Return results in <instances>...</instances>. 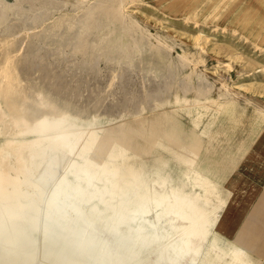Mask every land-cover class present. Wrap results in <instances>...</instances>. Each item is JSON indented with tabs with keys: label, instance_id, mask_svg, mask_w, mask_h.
Wrapping results in <instances>:
<instances>
[{
	"label": "bare ground",
	"instance_id": "1",
	"mask_svg": "<svg viewBox=\"0 0 264 264\" xmlns=\"http://www.w3.org/2000/svg\"><path fill=\"white\" fill-rule=\"evenodd\" d=\"M187 77L178 94L154 105H172L176 116L162 110L150 125L121 123L99 138L91 119L53 109L47 94L22 83L6 53L0 61V264H257L214 224L229 194L222 182L240 158L233 152L244 151L264 109L248 98L239 103L242 83L236 91L221 83L213 92L208 80L194 85ZM249 108L251 119L241 123L245 142L239 150H220L221 141L233 144L231 128ZM178 116L188 119L187 127ZM138 139V149L161 148L170 157L161 152L150 170L135 166L127 151ZM210 147L227 158L224 166L214 163ZM46 158L40 178L50 180L40 185Z\"/></svg>",
	"mask_w": 264,
	"mask_h": 264
},
{
	"label": "rangeland",
	"instance_id": "2",
	"mask_svg": "<svg viewBox=\"0 0 264 264\" xmlns=\"http://www.w3.org/2000/svg\"><path fill=\"white\" fill-rule=\"evenodd\" d=\"M6 53L22 83L47 94L53 109L67 107L91 119L99 138L121 123L150 125L162 110L175 115L172 105H154L178 94L187 75L194 85L208 80L213 92L221 83L231 91L242 83L239 103L248 98L263 107L264 0H0V61ZM180 118L187 127L188 119ZM141 143L127 151L128 161L150 170L162 151L144 152ZM51 154L67 156L48 149ZM48 159L40 185L50 180L40 178ZM100 235L115 244L111 234ZM229 240L260 264L259 239L240 231Z\"/></svg>",
	"mask_w": 264,
	"mask_h": 264
},
{
	"label": "crops",
	"instance_id": "3",
	"mask_svg": "<svg viewBox=\"0 0 264 264\" xmlns=\"http://www.w3.org/2000/svg\"><path fill=\"white\" fill-rule=\"evenodd\" d=\"M261 106L264 109V105ZM253 113L250 108L247 109L233 124L230 137L233 138V144L221 141V145H217L220 150L228 146L239 150L238 147L245 142L241 123L251 119L250 115ZM209 151V155L216 158L217 162L214 163L218 168L226 164L227 158L218 157L220 151L211 147ZM233 154L239 155L240 158L230 170L227 181L223 183L229 194L215 230L228 239L243 231L255 236L264 244V120L253 137L246 141L244 151H236ZM260 264H264V254Z\"/></svg>",
	"mask_w": 264,
	"mask_h": 264
}]
</instances>
